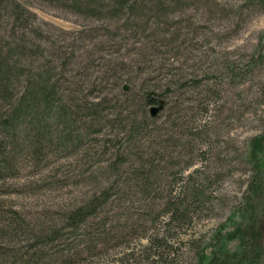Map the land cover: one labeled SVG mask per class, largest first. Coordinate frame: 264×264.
Segmentation results:
<instances>
[{"label":"rangeland","instance_id":"rangeland-1","mask_svg":"<svg viewBox=\"0 0 264 264\" xmlns=\"http://www.w3.org/2000/svg\"><path fill=\"white\" fill-rule=\"evenodd\" d=\"M21 1L36 15L27 39L34 42L28 53L38 54L33 61L26 50L9 52L6 44L13 48L15 40L0 25V57L12 68L9 93L20 94L37 81L34 74L50 70L69 112L98 103L104 116H68L72 125L56 130L47 110L13 117L17 97L11 106L1 97L0 264H192L193 242L240 203L249 175L246 140L264 127V64L242 68L264 12L243 20L248 12L234 14L235 0H188L166 15L152 11L159 24L151 31L140 19L109 23L43 0ZM232 65L240 75L230 73ZM146 90L161 93L153 106H163L155 116L147 108L149 131L132 137L145 119L136 112ZM196 171L207 179L204 208L187 223L169 220L165 203ZM95 199L97 213L67 226L70 211ZM252 200L264 210V195ZM258 227L264 244V216Z\"/></svg>","mask_w":264,"mask_h":264},{"label":"trees","instance_id":"trees-1","mask_svg":"<svg viewBox=\"0 0 264 264\" xmlns=\"http://www.w3.org/2000/svg\"><path fill=\"white\" fill-rule=\"evenodd\" d=\"M43 1L55 4V6L64 9L69 14L105 20L109 23L122 21L123 24H128L129 22H134L135 19H140L139 26L151 31L154 22V26L159 24L158 20L154 21L155 15L153 14L155 13H151L152 11H156L159 15H166L169 7L188 2V0ZM194 1L202 3L204 0ZM211 1L213 0H207V2ZM235 1L236 3L233 4L235 9L232 11L234 14H240L239 17H242L241 13L243 11L246 10L248 12V15L242 18L243 20L264 12V0ZM30 16L35 17L36 15L21 0H0V25L5 24L2 28H8L6 29L10 32L8 38L14 39L13 43L16 44H13L12 48L10 42H7L6 46L9 52L14 50V54H23L22 52L26 50V54L33 57L34 61L38 53H35V51L28 53L29 49L34 45L33 39H27V31L32 24ZM141 27L140 30L142 29ZM263 64L264 29L258 32L257 42L252 52L248 55L246 62L242 64V68L253 70ZM11 69L7 60L0 57V99H2L1 97L9 98L6 103L11 106V97H17V100H15L17 104L12 108L13 113L10 116L18 117L19 115L31 114L35 117L38 114L37 108L39 107L47 110L44 112L46 115H50L48 118L52 120L53 124L48 122V125H52L58 130V126L69 128L72 125L67 120L68 116H77L76 120L81 119L88 112L97 116L99 111H97L96 107L102 112L98 103H90L89 106L81 104L79 109L69 112L68 103L64 99L63 94L59 93L56 83L51 82L54 75L51 74L50 70L32 74L38 78L37 81L35 83L32 82V85L30 83H28L29 85L26 84L20 94L12 95L9 93L10 88L8 89ZM229 71L232 75H240V72L235 71V66L233 67V65L229 67ZM126 81L130 82L131 80ZM116 86H118L117 88L123 96L128 95V92L121 91V82H116ZM208 92L212 91L208 89ZM162 96L161 93L154 90H146L140 94V111L136 113L143 115L145 119L134 124L132 137L137 136V134H144L142 136L143 138L145 137L149 131L147 130L149 122H146L149 119L147 117V108L157 104ZM30 106L36 111L27 112L26 109ZM98 116L103 117L104 113ZM1 122L6 123L7 119H2ZM198 137L201 136L198 134ZM6 151L10 152L9 150ZM4 158L7 163L8 156ZM243 160L249 167V175L240 203L231 209L227 218L219 223L209 236L204 237L200 242L199 240H196L197 243L193 242L195 244V260L192 264H264V244L260 242L261 233L258 227V223L264 216V210L262 207L259 208L252 200V197L256 194L262 197L264 195V127L259 133L247 138ZM116 164L115 160L109 165L113 172L117 170ZM180 181L179 192L173 199L165 203L162 214H168V218L171 221L187 223L191 220L193 211L197 208L203 209V205L209 198L206 193L207 179L201 175V172L196 171L194 177L192 174L185 178L182 177ZM100 206L101 203L95 199L84 207L81 206L70 211L66 215L67 226L78 227L89 216L97 213ZM155 240L156 237L150 239L152 242Z\"/></svg>","mask_w":264,"mask_h":264},{"label":"water","instance_id":"water-1","mask_svg":"<svg viewBox=\"0 0 264 264\" xmlns=\"http://www.w3.org/2000/svg\"><path fill=\"white\" fill-rule=\"evenodd\" d=\"M162 106H163V104L160 103V104L157 105V106H152V107H150V115H151V116H155L156 113L162 108Z\"/></svg>","mask_w":264,"mask_h":264}]
</instances>
